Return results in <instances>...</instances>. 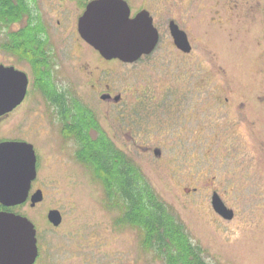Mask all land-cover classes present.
Wrapping results in <instances>:
<instances>
[{
    "label": "rangeland",
    "instance_id": "374dc122",
    "mask_svg": "<svg viewBox=\"0 0 264 264\" xmlns=\"http://www.w3.org/2000/svg\"><path fill=\"white\" fill-rule=\"evenodd\" d=\"M141 1L132 0L133 10ZM143 1L160 33L151 56L116 60L106 71L95 54L64 39L53 44L65 51L56 57L58 67L76 78L101 126L176 211L209 264H264V0H217L219 11L199 10L193 5L199 0ZM37 2L46 18L53 15L55 27L58 0ZM188 14L189 24L183 18ZM170 16L185 22L180 27L190 33L192 53L173 45ZM58 29L64 38L62 31L71 27ZM5 31L0 29V42ZM0 62L26 66L1 48ZM106 84L121 94V104L99 101ZM224 96L234 104L226 106ZM42 110L38 105L18 134L30 131L25 139L41 157L45 193L63 207L66 234L53 243L83 264H166L142 247L136 228L115 225L118 212L106 208L100 182L76 160L77 145L42 121ZM228 124L235 129L226 132ZM214 193L232 209L230 219L214 210Z\"/></svg>",
    "mask_w": 264,
    "mask_h": 264
},
{
    "label": "flooded vegetation",
    "instance_id": "af4514ba",
    "mask_svg": "<svg viewBox=\"0 0 264 264\" xmlns=\"http://www.w3.org/2000/svg\"><path fill=\"white\" fill-rule=\"evenodd\" d=\"M91 1L93 0H58L56 4H53L54 9L56 8V25L54 27L51 20L53 15L46 18L40 7H38L37 0H29L30 6L34 12L33 26H36L37 36L43 42V50L39 52L37 61L35 59L32 61L30 57L18 59L12 52L4 51L11 55L17 62L24 63L26 66L24 69H21L15 64L10 63L0 62V65L6 67L13 66L15 69L23 71L27 76L28 85L24 99L9 111L0 114V143L25 142L31 144L25 139L30 134V131L27 130L25 135H20L18 134V130L21 129V124L26 128L25 124L28 118L35 112V108H37L38 105L43 109L42 112L40 111L42 121L45 123L49 121L64 138L65 136L62 129L63 110H65V112L70 110L71 113L68 115H70L69 118L71 119L72 114H75L77 111L76 105L78 103L88 107L95 114L99 127L107 134L101 126L97 114L89 106V100L85 92L80 94L78 91L76 78L72 73H69V70L66 72L63 66L62 68L58 67L56 57L60 54L63 55L65 51H57L55 49L56 47L53 45L55 41H64V39L74 42V45L79 50L84 48L91 52V54H95L106 71L109 68V63L116 60L121 61L116 58H104L99 51L80 36L78 32V22ZM124 1L130 9V17H134L141 11H147L152 19L153 26L158 32V42L154 49L149 54H143L139 59L149 57L156 50L160 41V33L155 25L156 18H154L146 1L142 0L140 3L141 6L136 10L132 8V0ZM200 1L201 0L193 4L199 6V10L202 8L206 11L207 8H210L209 10L219 11L217 0H214V2H209L210 0L207 2V0H205V4H200ZM193 5L188 4V6ZM170 9H174V3L170 4ZM183 18L187 24L191 22L190 14H188V19L186 15H184ZM185 22H180L174 18V16H170L166 21L173 45L184 54H190L194 50L189 38L190 33L188 34L186 31L187 29L184 30L180 27L182 26L180 23ZM67 25H70L71 29L62 31ZM175 27L184 33L186 41L189 44L188 50H182L176 45L173 36L175 35ZM54 28H59L60 31L66 32L64 38H62L61 32L55 33ZM203 36H205V34ZM72 54H74L73 51L69 49L68 58H70ZM121 62L128 64V62ZM90 76H93V74ZM103 78H106L105 74L97 78V84H100ZM91 89L96 92L98 91L95 87ZM97 94L99 101L109 106L121 104L123 98L121 94L118 95L114 93L108 84H106L103 91L99 90ZM262 97L264 104V94ZM223 102L226 106L234 104L233 101L231 102L229 96H224ZM175 103L173 99L174 106L176 105ZM241 105L244 104L242 103ZM226 126L227 129L224 128L226 132H231L236 127L230 124ZM230 126L232 127L231 129L229 128ZM27 129H29V127ZM33 149L35 155V177L28 185H26L23 180L19 179L17 181V187H14V181L7 176V163L5 161L0 162V197L7 198V202L5 203L0 200V223L2 225H8V232L7 230L4 231V229H6L5 226L2 228L3 230L0 236V244L7 250L1 252L2 257H6V255L7 257L3 259L0 256V264H83V262L77 258H72L71 254L67 253L65 249L60 248L56 242L53 243V237L56 238V236H58L57 234H66L61 231L65 214L59 202L51 201L53 196H49L45 193V180L41 178V157L34 146ZM51 202L54 204H51ZM51 211H58L60 215V222L57 225L49 216ZM28 223L32 224L36 239L37 251L33 259L30 258L32 252L27 243V237L30 232V228L27 227Z\"/></svg>",
    "mask_w": 264,
    "mask_h": 264
},
{
    "label": "trees",
    "instance_id": "16d2710c",
    "mask_svg": "<svg viewBox=\"0 0 264 264\" xmlns=\"http://www.w3.org/2000/svg\"><path fill=\"white\" fill-rule=\"evenodd\" d=\"M33 18L29 0H0V29H6L1 50L37 61L43 42ZM76 109L71 119L70 110H63V134L77 145L76 160L100 182L106 208L118 212L115 225L136 228L142 247L166 264H209L204 249L192 241L176 211L160 198L139 165L99 127L88 107L78 103Z\"/></svg>",
    "mask_w": 264,
    "mask_h": 264
},
{
    "label": "water",
    "instance_id": "95a60500",
    "mask_svg": "<svg viewBox=\"0 0 264 264\" xmlns=\"http://www.w3.org/2000/svg\"><path fill=\"white\" fill-rule=\"evenodd\" d=\"M80 36L91 44L106 59H119L123 62H135L143 54H149L158 42V32L152 24L147 11H141L130 17V9L124 0H93L89 3L78 22ZM174 40L182 50H188L189 44L184 33L174 28ZM28 79L26 74L13 66L0 65V114L18 105L26 94ZM157 152V151H156ZM8 166L7 176L14 181L23 180L26 185L35 177V155L31 144L25 142L0 143V162ZM214 210L223 218L230 219L233 211L225 206L222 199L213 194ZM4 203L7 198L0 197ZM50 218L57 225L60 222L58 211H51ZM8 225L0 223L2 228ZM30 232L27 243L32 252L30 258L36 256V239L32 224L28 223ZM5 248L0 244V256ZM7 251V250H5ZM7 257V255H6ZM6 257H2L5 259Z\"/></svg>",
    "mask_w": 264,
    "mask_h": 264
}]
</instances>
